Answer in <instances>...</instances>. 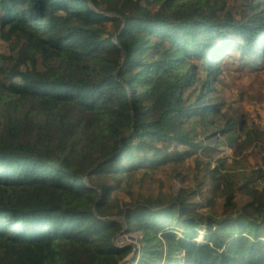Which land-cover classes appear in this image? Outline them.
I'll return each instance as SVG.
<instances>
[{
  "label": "trees",
  "instance_id": "obj_1",
  "mask_svg": "<svg viewBox=\"0 0 264 264\" xmlns=\"http://www.w3.org/2000/svg\"><path fill=\"white\" fill-rule=\"evenodd\" d=\"M143 1L0 2L5 15L13 5L8 22L37 33L38 51L57 60L40 71L26 52L23 83L0 80V264H120L132 252L115 243L126 226L105 218L124 216L127 231L145 235L138 264H264V188L241 189L250 201L239 216L228 213L234 193L209 200L212 216L197 192L157 210L121 203L102 181L145 163H181L198 148L221 155L223 143L193 137L221 111L197 87L216 91L233 52L264 66V0H164L155 13ZM261 136L249 133L235 156ZM160 143L173 148L159 152ZM171 221L187 236L167 231Z\"/></svg>",
  "mask_w": 264,
  "mask_h": 264
},
{
  "label": "rangeland",
  "instance_id": "obj_2",
  "mask_svg": "<svg viewBox=\"0 0 264 264\" xmlns=\"http://www.w3.org/2000/svg\"><path fill=\"white\" fill-rule=\"evenodd\" d=\"M163 1L144 0L143 8L155 13ZM218 1H225L228 6H234L236 3V0ZM5 6L8 7L6 15L0 13V80L9 83V78L13 77V82L22 84V79H17L21 76L19 74L23 75L27 70L25 65L19 68L20 61L24 59L22 54L28 52L32 58L36 56L40 71L46 69L45 62L50 61V64L56 65L57 60H46L38 51L41 48V41L37 33L26 31L23 24L18 27L8 22L9 11L13 9V5L8 3ZM232 55L235 59L223 63L220 68L221 75L215 84L216 91L208 92L202 85L197 87L198 94L207 92L212 103L221 106V111L216 115L207 116L209 124L200 120L193 137L197 142L202 141L205 146L223 143L220 146L221 155H215L216 151L209 152L198 148L194 149L190 158L181 163H145L143 167L125 175L103 177L102 181L106 185L117 187L114 193L120 198L121 203L144 204L160 210L168 207L177 196L197 192L196 203L200 206L199 210L206 215H212V204L209 200L217 206L232 192L235 199L228 213L239 216L243 214L245 205L250 201V197L243 194L241 189L245 185L256 186L257 189L264 188V136H261V140L248 141V148L243 154L235 156L237 147L249 133L257 128L264 132V66L253 64L252 61L246 63L243 54L233 52ZM10 72L12 73L9 77L4 76ZM202 75L206 79L203 72ZM229 122H234L231 135L235 136V142L230 141V131L227 130ZM193 128L194 126L189 124L187 130ZM258 141L261 144L259 148L256 146ZM167 148L172 150L173 147H169L168 143L159 144V152ZM219 159L225 160L226 163L221 164ZM103 195L104 192L101 190V197ZM110 218L118 219L128 227L125 216ZM215 218L220 220L225 217L220 215ZM172 230L181 237L187 236L185 229L171 221L167 231ZM198 232L197 241L201 244L206 243L207 227L203 225ZM144 239V233L139 230L131 232L126 230L117 235L116 245L132 249L124 264H138L136 258L143 257L146 248Z\"/></svg>",
  "mask_w": 264,
  "mask_h": 264
},
{
  "label": "water",
  "instance_id": "obj_3",
  "mask_svg": "<svg viewBox=\"0 0 264 264\" xmlns=\"http://www.w3.org/2000/svg\"><path fill=\"white\" fill-rule=\"evenodd\" d=\"M105 219L106 220H113L114 218H105ZM126 229H127V227H126ZM126 229L124 231H126ZM126 260H127V258L124 261H122L120 264H124L126 262Z\"/></svg>",
  "mask_w": 264,
  "mask_h": 264
}]
</instances>
